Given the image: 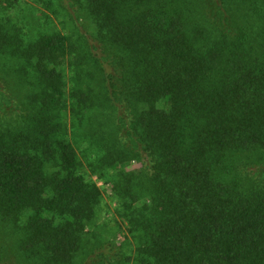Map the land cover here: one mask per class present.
<instances>
[{
  "label": "trees",
  "instance_id": "obj_1",
  "mask_svg": "<svg viewBox=\"0 0 264 264\" xmlns=\"http://www.w3.org/2000/svg\"><path fill=\"white\" fill-rule=\"evenodd\" d=\"M39 1L0 3V264H264V0Z\"/></svg>",
  "mask_w": 264,
  "mask_h": 264
},
{
  "label": "rangeland",
  "instance_id": "obj_2",
  "mask_svg": "<svg viewBox=\"0 0 264 264\" xmlns=\"http://www.w3.org/2000/svg\"><path fill=\"white\" fill-rule=\"evenodd\" d=\"M6 0H0L1 4H5ZM57 2V0H56ZM60 7L55 4L52 9L46 8L39 0H23L22 4L15 10L16 15L22 16L23 13L40 18L43 28L63 29L66 26V17L63 13H59ZM56 11V12H55ZM103 182H99L102 185Z\"/></svg>",
  "mask_w": 264,
  "mask_h": 264
}]
</instances>
